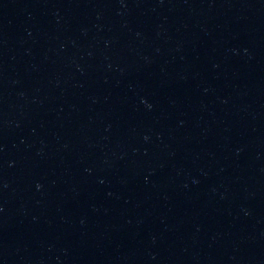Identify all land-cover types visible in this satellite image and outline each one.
Here are the masks:
<instances>
[{
	"label": "water",
	"instance_id": "obj_1",
	"mask_svg": "<svg viewBox=\"0 0 264 264\" xmlns=\"http://www.w3.org/2000/svg\"><path fill=\"white\" fill-rule=\"evenodd\" d=\"M0 264H264V0H0Z\"/></svg>",
	"mask_w": 264,
	"mask_h": 264
}]
</instances>
